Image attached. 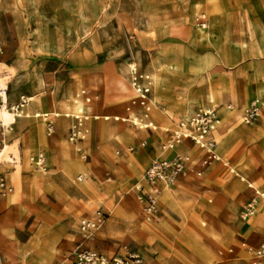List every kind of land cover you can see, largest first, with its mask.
Returning <instances> with one entry per match:
<instances>
[{"label": "rangeland", "instance_id": "1", "mask_svg": "<svg viewBox=\"0 0 264 264\" xmlns=\"http://www.w3.org/2000/svg\"><path fill=\"white\" fill-rule=\"evenodd\" d=\"M207 2L220 6H206ZM185 5L193 6L191 24L184 15ZM215 6L223 21L218 30L210 22ZM201 20L206 22L202 30ZM182 21L181 31L173 30L172 24ZM236 36L242 42L239 50L232 45ZM142 40H151L145 43L151 56L138 45ZM171 42L186 46L189 58L180 59L168 50ZM137 49L143 53H135ZM213 51L220 59L228 54L236 64L252 63V57L259 54L264 62V0H0V62L7 64L0 63V79L7 97L12 89L19 95L17 101H8V106L17 104L22 95L29 96L21 112L17 111L21 116L4 130V144L20 140L26 153L44 157L43 169L36 167L34 160L32 168L22 169L28 158L22 157L16 166V160L0 156V173L11 188L0 193V264H72L77 241L106 256L139 254L144 264H185L177 250L189 257V248L198 242L208 251L202 264H251L253 248L264 238V221L255 225L250 221L264 213V205L260 202L259 215L245 220L240 219L238 210L251 198L258 199L253 188L264 192V92H257L263 83L257 84L255 91L261 104L256 121H242L251 95L244 109L224 123L220 119L218 131L211 133L217 153L228 157L237 176L228 179L220 161L212 162L201 175L186 171L170 186L181 188L184 204L166 206L162 190L158 214L150 221L142 216L134 194L123 190L124 185L134 184L133 179L141 177L148 165L133 170L128 156L145 143L159 152L155 158L164 157L161 144L174 126L207 103L202 97L203 103L193 104L187 118L170 110L163 121L152 115V106L145 117L127 64L133 63L137 72L148 74L151 80L149 70H153L155 83L149 96L157 99L169 90L190 106L183 95L195 92L197 80L199 84L208 69L195 59L204 60L209 54L214 62L218 59ZM156 56L161 64L155 61ZM241 77L248 81L250 75L245 71ZM254 88L252 84L251 90ZM156 102L161 109L174 105L176 99L164 94ZM212 103L218 104L215 99ZM78 106L87 117H81L84 137L77 143L69 140L73 116L40 117L72 114ZM114 115L127 119H114ZM48 122L54 129L50 134ZM147 122L155 128L144 126ZM31 123L37 126L24 143ZM237 125L245 127V135L231 130ZM180 144L176 145L178 152L192 154L187 149L195 146L193 155H202L191 141H184L185 148ZM79 145L81 152L76 150ZM213 170L216 176H210ZM79 174L84 178L78 180ZM85 182L89 186L84 188ZM224 183L226 192L238 186L236 192L225 195ZM169 190L179 192L177 188ZM97 208L106 216L99 228L84 238L79 220L91 218ZM128 208L133 209V217ZM145 223L158 227L159 234H138ZM121 264L138 263L129 259Z\"/></svg>", "mask_w": 264, "mask_h": 264}, {"label": "built area", "instance_id": "2", "mask_svg": "<svg viewBox=\"0 0 264 264\" xmlns=\"http://www.w3.org/2000/svg\"><path fill=\"white\" fill-rule=\"evenodd\" d=\"M205 20L200 21V25L204 27ZM133 87L136 93V99L144 110V116L147 117L150 111L149 93L152 86V80L148 74L137 72L135 67L131 70ZM83 92V91H82ZM78 96V95H77ZM89 100V97H86ZM2 96H0V105L2 103ZM27 100L20 97V100L15 105H10L9 108L14 113L21 112V107L26 104ZM82 107L78 106L75 113H67L66 116H73L74 122L71 124L69 132V140L78 142L84 137V131L81 128L83 116ZM260 114V104L257 98L252 99L245 111L242 113V121L246 124L253 123ZM86 118L87 116H83ZM127 118H125L126 120ZM11 124V123H9ZM8 124V125H9ZM217 124L216 107L203 106L198 107L187 120L179 121L174 129L171 131L169 137L161 144L163 151H172L170 157H162L152 159L149 165L143 172V184L131 188L136 193V200L142 216L146 220H153L158 214V198L165 187L174 185L176 179L186 173L188 165L192 166L197 175H201L205 168L212 162L220 161L223 166L227 167L230 176L238 175L235 168L230 164L229 160L220 157L217 154L216 141L211 136L215 125ZM8 125L0 123V146L4 144V130H9ZM144 126H151L155 128L152 122L143 124ZM53 125L51 122L47 123V134L53 132ZM188 139L196 144L204 151V156L200 161H195L190 155L176 150V145L183 140ZM143 144V143H142ZM76 150L81 152V147L77 146ZM83 157L85 155H82ZM34 162L42 165L44 162L43 154L31 156ZM83 175H78L77 179L81 180ZM109 179L106 173V180ZM240 179L244 180L242 177ZM252 187L251 183H248ZM258 199L253 197L247 203L241 206L238 215L240 219L245 220L248 216L258 212L259 203L264 205V192L253 188ZM10 191L11 188L7 186L4 177L0 173V193ZM106 213L98 208L91 218H81L79 221V228L84 238L92 235V233L99 228L104 220ZM232 249H230L231 251ZM73 264H121L124 260H132L138 264H144L143 258L136 253H128L124 258L120 256H106L100 252L85 246L82 241L78 242L73 251ZM251 264H264V241L253 248V256Z\"/></svg>", "mask_w": 264, "mask_h": 264}, {"label": "crops", "instance_id": "3", "mask_svg": "<svg viewBox=\"0 0 264 264\" xmlns=\"http://www.w3.org/2000/svg\"><path fill=\"white\" fill-rule=\"evenodd\" d=\"M213 4L219 5V3H216V2H211V3L207 2L206 6H211ZM184 15L186 16L187 20L191 24L192 23V17H193V6L188 7L185 5L184 6ZM200 29L202 30L203 27ZM235 29H236V27H233L234 31H235ZM200 33H201V31H200ZM201 40H206V39L203 38ZM233 40L235 42L232 43V45L234 46V48L239 50L238 48H241V46H242L241 39H238L236 36ZM146 42L149 43V42H151V40H142V41H140V43L138 45L141 47L143 52H147L151 56L149 48L145 47ZM206 42H207V40H206ZM171 43H172L171 44L172 47H169L168 50H172L173 52H175L180 59L187 57L188 48L186 46H181L179 43H175V42H171ZM228 46H229V44H228ZM213 52L218 59L214 62L212 61V57H210L209 54L206 55V58L204 60H199V58L195 59L197 64L203 65V67L208 68V69L206 70V73L201 77V79H200L201 82L199 84H198V80H197L195 92L192 95H187L185 92V95H183L185 97V100L189 103L190 106H188L184 101L179 100V98L176 95H174V93L170 92L169 90H165L162 93V95H160V97L157 99H155L153 97V95L150 96V102L152 105V115L158 117L159 119H161L163 121H167V115L170 112V110H172L175 114H177L181 117L186 116V118H187L188 115L190 114V112L192 111V105L193 104H196V103L202 104L203 103L202 97H204V99L207 101V103H205V104L203 103L199 107L214 106L211 99H209V96L207 95L208 92H211L214 94L212 96L214 97V99L218 103L217 106H215V107H217V112L219 113V117H220V119H222V123H224L227 120H229L231 117H233L234 115H237L239 111L244 109V107L247 104L248 98L251 95H252V97L249 99L248 104L254 98H257L259 100V98L256 97V95H255L257 84H260V83L264 84V79L260 80L261 75L264 76V62L262 61V57H260V54L257 55L256 57H252L253 58L252 63L246 62L245 64H243L244 62H240V63L236 64L235 61L233 63L232 58L228 54L225 57L220 59V57L217 55V52L216 51H213ZM154 53L155 52H153V54ZM187 58H189V57H187ZM0 63H4L7 66V64L3 61H1ZM228 66H230V67H228ZM248 68H250V70H247ZM245 71H247V73L250 75V78L248 79V81L243 80L241 77ZM149 72L151 73V76H152V90H153L154 83H155L154 72H153V70L152 71L149 70ZM130 80H131V74H130ZM252 84L255 85V88L253 90H251ZM175 85H176V83H175ZM176 86L180 89H183V87L179 86L178 84ZM197 92H200L201 95H195ZM164 94H167L168 96L174 97L176 99V103L172 106L166 105L165 107L160 109V108H158L156 101L160 100L161 97L164 96ZM18 96L19 95L17 94V90L12 89V93L10 95H8V97H7V104H8V101L10 103L17 101ZM34 96L36 97L39 95H34ZM22 97L28 98L29 96L22 95ZM39 98H43V97H39ZM228 101H233V104L229 103ZM227 105H230V107H227ZM260 107H261V104H260ZM260 110H261V108H260ZM64 113L67 114L66 112H60L59 114L49 113L48 117L52 116V118H53V117L63 115ZM20 116H21V113L16 115L15 120L17 117H20ZM103 117L105 119L109 118L108 115H104ZM115 117H118L117 119L125 120V117H119L118 115H114V119H116ZM136 119L137 118H135V120ZM222 123H219V125ZM36 126H37L36 124L34 125L31 123L30 125H28L26 127V134H25V137L23 140L24 143L29 140L30 131L32 132ZM234 129H237L240 132V134H242V135L246 134L245 127H243V126L237 125L234 128H232L231 130H234ZM214 131L217 132L218 131L217 128ZM185 140H188V139H185ZM214 140H215V138H214ZM184 141L181 142L180 146L185 148V146H183ZM241 141H242V139L238 140L239 144ZM14 142L17 143L19 148L21 149V156L23 157V160L32 156V154L26 153L24 151V145L23 144L21 145L20 140H16V141H13L10 143H14ZM142 146L143 147L140 148V151L131 153L127 158V160L131 163V167L133 170H137L138 165H140V164L146 165L148 163V165H149L150 161L152 159H155V157L158 156L159 152L157 150H152L149 146L145 145V143H143ZM263 146H264V144H263ZM216 147H217V144H216ZM187 150L192 153V154H188V153L187 154L190 155L191 158L194 159L195 161H200L204 156V151L202 149H200L202 151V155L200 157L193 155V153L196 152L195 146H192L191 149H187ZM215 150H216V148H215ZM216 152H217V150H216ZM160 153H161V156H164V157H170L172 155V151L160 150ZM223 158H226L227 160H229L228 157H226V156ZM124 161H125V159H124ZM229 162H230V160H229ZM114 166H115V163H114ZM30 167L32 168L33 166L29 162L28 163L26 162V164L24 163L22 169H29ZM207 168H205L204 171ZM226 169H227V167H226ZM235 170H236V168H235ZM187 171H193L195 173L194 169L190 165H188ZM236 172H237V170H236ZM216 174H217L216 170H213L210 173V176H216ZM237 174H238V172H237ZM79 175H82V174H79ZM184 175H182V176H184ZM227 175H228V179H232L234 176H237V175L230 176L228 173V170H227ZM105 180H106V176H105ZM108 180H106V181H108ZM133 181H134V184L131 183L128 185H124L123 190H124V193H126V194L128 192L133 193L135 198H136V193L131 187L133 185H141L143 181H141V177L134 178ZM34 182L36 183V180H34ZM169 188H172V187L168 186V187H165L163 189V191H164V194L162 196V203L163 204H165L164 198L166 197V194L169 193V191H170ZM173 188H177L179 190V193H180V191H181L180 187H173ZM222 188H223L224 194L228 195V194H233L234 192H236L238 186L232 187L231 189L228 190V192H226L225 183L223 184ZM179 193L177 196L178 200H175V202H173L169 205H166V204L165 205L172 207V206H175V204H180V203L184 204L185 201L183 200V197L181 195H179ZM159 198H161V195H159ZM159 198H158V202H159ZM208 201H211V199L208 198ZM136 202H137V200H136ZM137 205H138V203H137ZM240 209H241V207H240ZM240 209L238 210V212L240 211ZM258 213L259 212L255 213L253 215V217L255 215H259ZM253 217L251 216L250 218H253ZM262 221H264V218L256 219V221H254L251 225H253V224L255 225L256 223L262 222ZM158 234H159V232H158ZM262 241H264V238H262L259 243H261ZM78 242H80V241H77L75 243V245ZM75 245H74V247H75ZM230 249H233V248L229 247L228 252L232 251V250L230 251ZM72 264H73V262H72Z\"/></svg>", "mask_w": 264, "mask_h": 264}, {"label": "bare ground", "instance_id": "4", "mask_svg": "<svg viewBox=\"0 0 264 264\" xmlns=\"http://www.w3.org/2000/svg\"><path fill=\"white\" fill-rule=\"evenodd\" d=\"M217 5V4H216ZM195 12V11H194ZM185 21V20H184ZM184 21H182V23H178V24H172L173 25V30H179L181 31L182 29V26L184 24ZM187 23L189 22L187 19H186ZM185 21V22H186ZM210 22H211V25L213 28L215 29H221V26H223V21H222V15L221 13L219 12V8L217 6H215L213 8V10L211 11V15H210ZM190 26V25H189ZM205 27V26H204ZM191 29V28H190ZM209 29V28H208ZM189 30V29H188ZM216 32V31H215ZM211 35V34H210ZM215 35V34H214ZM203 36V35H202ZM207 36V35H205ZM214 37V36H212ZM211 37V38H212ZM216 39V38H215ZM234 39V38H233ZM233 42H235L233 40ZM217 45V44H215ZM170 47L171 44L169 45ZM162 51V50H161ZM165 52H167L166 50H163ZM140 53L142 54V52L139 51V49L135 50V53ZM220 52V51H219ZM177 55V54H176ZM162 56V55H161ZM171 56V55H170ZM166 57V56H165ZM155 61L159 64H161V59L160 57L156 56L155 57ZM134 67V64L131 63V64H127V71L131 74V70L132 68ZM203 67V66H202ZM160 70V69H159ZM197 70V69H196ZM164 74V73H163ZM159 75V74H157ZM167 77V76H166ZM169 78V77H168ZM171 78V77H170ZM173 79V78H171ZM158 80V79H156ZM1 81V79H0ZM160 81V80H158ZM176 81V80H175ZM2 83V84H1ZM7 84V83H6ZM162 84V83H161ZM164 84V83H163ZM170 84V82H169ZM131 86L134 90V87H133V80H132V75H131ZM162 87V86H161ZM170 87V86H169ZM168 88V87H167ZM181 90V89H180ZM6 89H5V85L4 83L1 81L0 82V96H2V103L0 105V122L2 124H5V125H8L9 123H12L15 121V117L16 115H18L19 113H14L13 111L10 110L8 104H7V95H6ZM135 92V90H134ZM184 92V91H183ZM257 92L258 93H261V92H264V86L263 85H259L258 89H257ZM176 93V92H175ZM174 93V94H175ZM179 94V93H178ZM150 95V94H149ZM180 95V94H179ZM196 95H201V93H197ZM207 95L209 96V99H211V101L213 102L214 101V97L212 96L213 93L211 92H208ZM149 97V101H150V96ZM24 98V97H23ZM235 98V97H234ZM188 100V99H187ZM259 101V100H258ZM259 104H260V101H259ZM151 102H150V107H151ZM216 116H217V124L220 123V117H219V114L217 112V107H216ZM41 117H43V119H46L48 117V114H43L41 115ZM116 119L118 117H115ZM64 122V120H63ZM65 124V123H64ZM217 124L215 125V128L213 129V131L217 128ZM64 126V125H63ZM110 126H108L109 128ZM111 130V129H110ZM106 131V130H105ZM108 132V131H106ZM42 135V134H41ZM111 136V135H110ZM105 139V138H104ZM33 140V139H32ZM44 140V139H43ZM31 142V141H30ZM38 142V141H37ZM42 142V141H41ZM28 143V142H27ZM30 145V144H29ZM143 145V144H142ZM37 146V145H36ZM35 146V147H36ZM17 150V151H15ZM0 156H3L4 158H6L7 160L9 161H13V160H16V166H17V163H20L21 160H22V156H21V151H20V148L18 146L17 143H5L1 148H0ZM28 161L29 163L32 165L31 161H32V158L31 156L28 158ZM69 163V162H68ZM35 166L36 167H41L43 169V166L42 165H39L37 162H35ZM33 166V165H32ZM68 166V165H67ZM15 171V170H14ZM11 176V175H10ZM141 181H143V175L141 176ZM86 186H89L86 182L82 184V187H86ZM136 186H139V185H136ZM228 188V187H227ZM81 189V188H80ZM169 189H173L172 188H169ZM86 190V189H85ZM90 190V189H89ZM81 191V190H80ZM87 192V191H86ZM88 193V192H87ZM179 193V192H178ZM178 193L176 194L175 192H169L166 194V197L164 198V203L166 205H169L173 202H175V200H178L177 199V196H178ZM80 194V193H79ZM84 194V193H83ZM86 195V194H85ZM88 195V194H87ZM92 195V194H91ZM132 204V203H131ZM180 206V205H179ZM131 207V206H130ZM127 208V207H126ZM132 208V207H131ZM176 208V207H175ZM178 208V206H177ZM180 209V208H179ZM128 210V213L130 214V216L133 217V215L135 214L133 209H127ZM126 211V210H125ZM254 214L248 216L247 218L249 217H253ZM185 216V215H184ZM246 218V219H247ZM259 218H264V213H262L261 215H259L257 217V219ZM187 219V218H186ZM250 223L252 224L253 222L250 221ZM138 234H147L148 237H153V236H157L158 235V227H154L152 226L151 224L149 223H145V224H142L140 229L138 230ZM189 251H190V256L187 257L185 256L184 253H182V250H177L178 252V255H179V258L182 262H184L185 264H202V263H205L204 262V259L205 258H208V251L198 242H193L192 245H191V248H189Z\"/></svg>", "mask_w": 264, "mask_h": 264}]
</instances>
